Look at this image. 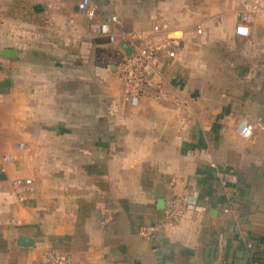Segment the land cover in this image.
Listing matches in <instances>:
<instances>
[{
  "label": "crops",
  "instance_id": "1",
  "mask_svg": "<svg viewBox=\"0 0 264 264\" xmlns=\"http://www.w3.org/2000/svg\"><path fill=\"white\" fill-rule=\"evenodd\" d=\"M79 2L0 0V264L47 249L69 264H246L250 243L264 264V17L241 36L249 0H89L93 17ZM109 15L125 41L96 33ZM164 39L175 57L161 51L152 77L168 98L131 105L102 55ZM185 192L206 211L137 234Z\"/></svg>",
  "mask_w": 264,
  "mask_h": 264
},
{
  "label": "built area",
  "instance_id": "2",
  "mask_svg": "<svg viewBox=\"0 0 264 264\" xmlns=\"http://www.w3.org/2000/svg\"><path fill=\"white\" fill-rule=\"evenodd\" d=\"M89 0H80L78 9L86 10L89 17L94 16V12L87 9ZM264 17V0H249L245 10L240 13V23L236 26L237 35L246 36L248 34L247 24L249 16ZM169 31L167 24H161L153 27L156 34H165ZM96 33L105 38L106 41L113 45L118 41H125V36L121 30V24L117 15H109L104 21L98 24ZM133 53L126 56L119 50L111 51L110 60L118 73L122 84L123 95L126 102L131 105H137L143 98L154 101H162L168 98L167 92L163 85L152 77V70L155 68L158 55L164 51L165 56L172 60L175 57L176 42L164 39L157 45H151L143 42L139 45L131 46ZM251 128L245 124L240 125V133L248 137L251 135ZM21 148V147H20ZM13 160L11 156L5 158L9 163ZM214 177L220 180L221 185H226L229 176L219 171L214 172ZM30 179H17L13 181L15 187L29 186ZM205 206L199 204L196 192H185L180 195H174L169 198L162 211V216L157 223L142 225L138 227L137 234L145 240L155 238L159 233L166 231L177 225L187 213L205 212ZM223 213H228L229 209L224 208ZM249 247V245L247 246ZM43 264H69V257L59 249H47L43 253Z\"/></svg>",
  "mask_w": 264,
  "mask_h": 264
},
{
  "label": "water",
  "instance_id": "3",
  "mask_svg": "<svg viewBox=\"0 0 264 264\" xmlns=\"http://www.w3.org/2000/svg\"><path fill=\"white\" fill-rule=\"evenodd\" d=\"M120 48L123 50V52L126 56H131L133 53L132 47L126 42H123L120 45ZM11 54H12V52H10V51H2L0 53V56L1 57H8V56H11ZM17 244L19 246L29 247V246H32L33 241H32V239L20 236V237H18Z\"/></svg>",
  "mask_w": 264,
  "mask_h": 264
},
{
  "label": "trees",
  "instance_id": "4",
  "mask_svg": "<svg viewBox=\"0 0 264 264\" xmlns=\"http://www.w3.org/2000/svg\"><path fill=\"white\" fill-rule=\"evenodd\" d=\"M246 251H247L248 256H249L246 264H254L255 262H257L259 260V254L256 251V248L254 247L253 243L249 244V247L246 248Z\"/></svg>",
  "mask_w": 264,
  "mask_h": 264
},
{
  "label": "rangeland",
  "instance_id": "5",
  "mask_svg": "<svg viewBox=\"0 0 264 264\" xmlns=\"http://www.w3.org/2000/svg\"><path fill=\"white\" fill-rule=\"evenodd\" d=\"M103 60L101 61L103 64H112V60L108 59V57L105 56V53L102 55ZM108 64V65H109Z\"/></svg>",
  "mask_w": 264,
  "mask_h": 264
}]
</instances>
